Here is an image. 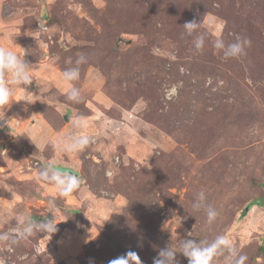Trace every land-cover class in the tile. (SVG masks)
<instances>
[{"label": "rangeland", "instance_id": "obj_1", "mask_svg": "<svg viewBox=\"0 0 264 264\" xmlns=\"http://www.w3.org/2000/svg\"><path fill=\"white\" fill-rule=\"evenodd\" d=\"M192 20L201 27L189 36ZM218 29L226 43L248 37L246 54L223 58L212 47ZM0 47L27 49L35 65L28 92L14 86L0 108V231L18 232L22 214L58 228L0 243L9 264H111L130 252L153 264L183 238L218 234L247 264H264V203H254L264 196V0H0ZM80 53L73 103L61 72ZM76 115L86 128L72 129ZM73 131L95 143L62 153L56 138ZM51 161L80 178L71 195L36 179ZM201 190L219 212L211 226L192 209Z\"/></svg>", "mask_w": 264, "mask_h": 264}, {"label": "clouds", "instance_id": "obj_2", "mask_svg": "<svg viewBox=\"0 0 264 264\" xmlns=\"http://www.w3.org/2000/svg\"><path fill=\"white\" fill-rule=\"evenodd\" d=\"M185 32L189 36L196 34L200 27V21L192 20L183 24ZM207 33L200 32L195 35L193 47L197 51H202L206 45ZM251 46V40L248 37L237 36L232 42H227L223 38L220 30L216 32L215 39L212 41V47L222 53L223 58H239L246 54V49ZM22 48V47H21ZM21 52H14L7 48L0 47V108H6L10 105L14 95V86L24 90L33 81L30 69L35 65L25 60L27 49L22 48ZM70 63H72L70 61ZM87 63V56L80 53L74 66L65 68L61 72V78L68 83L65 90L66 99L73 103H79L82 100V91L73 82L80 79V66ZM10 74V79L6 77ZM23 86V87H22ZM182 82L171 86L166 94L167 99H172L178 90L182 87ZM26 99H19L20 101ZM87 127V122L80 115L72 119V129L80 130ZM45 143H48L45 141ZM95 143V137L89 134L78 135L75 132H67L56 138V147L62 153H80L85 151L90 145ZM118 174L116 169L106 171V175L112 178ZM37 180L44 181L54 185L58 197H67L73 191L79 188L81 180L73 172L64 171L58 167L56 161H51L41 166L37 170ZM208 197L204 190L196 193L192 203L194 211L203 210L206 215V223L211 226L219 216L218 210L207 202ZM55 201L50 200V204ZM18 232L0 231V243L7 245L9 249L18 246L22 240L29 239L39 233H55L58 231L57 223L53 219L45 217L37 221L32 216L22 214L16 218ZM180 224V223H179ZM178 248V250H177ZM177 248L160 249L158 255L153 259V264H179L177 254H183L188 259V264H213L218 257H224L225 264H247L248 256L240 252L236 245L232 243L223 234L215 236L211 242L201 241L191 236L183 238ZM135 257V259H133ZM142 264L139 256L135 252H130L127 257H120L111 264ZM0 264H9L6 256H0ZM91 264V261L89 262Z\"/></svg>", "mask_w": 264, "mask_h": 264}, {"label": "trees", "instance_id": "obj_3", "mask_svg": "<svg viewBox=\"0 0 264 264\" xmlns=\"http://www.w3.org/2000/svg\"><path fill=\"white\" fill-rule=\"evenodd\" d=\"M263 186H264V185H263ZM254 203H255V204H258V205H260L261 203H264V196H262V198H261V197L256 198V199L254 200ZM252 204H253V203L248 204L247 206L250 207ZM62 208H63V207H62ZM72 211H74V210H72ZM261 247L264 248V244L261 245Z\"/></svg>", "mask_w": 264, "mask_h": 264}, {"label": "water", "instance_id": "obj_4", "mask_svg": "<svg viewBox=\"0 0 264 264\" xmlns=\"http://www.w3.org/2000/svg\"><path fill=\"white\" fill-rule=\"evenodd\" d=\"M65 119H68V117L65 116ZM73 173H74V172H73ZM36 219L41 221V220L45 219V217H36ZM49 219H50V218H49Z\"/></svg>", "mask_w": 264, "mask_h": 264}]
</instances>
